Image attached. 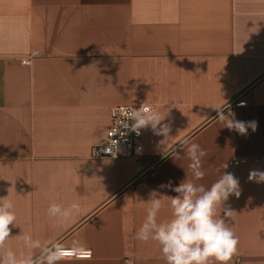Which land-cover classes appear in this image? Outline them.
<instances>
[{"label": "crops", "instance_id": "0c3cea01", "mask_svg": "<svg viewBox=\"0 0 264 264\" xmlns=\"http://www.w3.org/2000/svg\"><path fill=\"white\" fill-rule=\"evenodd\" d=\"M236 96L246 104L226 109ZM121 104L166 115L168 138L148 126L136 158L90 157ZM220 111L256 130H229ZM185 138L208 153L198 183L222 171L239 181L225 202L239 237L230 264H264V183L248 179L264 171V0H0V197L15 202L18 224L8 246L25 231L92 250L61 264H166L135 234L151 190L177 195L162 186L186 177ZM73 201L81 212L64 226L47 216Z\"/></svg>", "mask_w": 264, "mask_h": 264}, {"label": "clouds", "instance_id": "9594fccd", "mask_svg": "<svg viewBox=\"0 0 264 264\" xmlns=\"http://www.w3.org/2000/svg\"><path fill=\"white\" fill-rule=\"evenodd\" d=\"M39 55V52H33ZM166 115L142 104L126 114L131 120L130 130L137 135L140 130L151 126L157 135L168 138L170 126L161 124ZM218 121L229 130H235L246 136L250 127L254 132L255 121H236L226 116L223 111L218 115ZM158 125H161L159 128ZM184 152L183 157L189 160L186 177L178 185L168 187L177 195L169 196L157 190L149 192L146 216L137 229L135 238L147 243L153 241L160 247L166 264H230L237 254L239 237L227 221H230L235 211L226 204L230 196H240L239 181L230 172L222 171L218 179L209 187L198 183L206 176L203 169V158L208 153L199 144L185 138L180 142ZM176 159L181 156L176 153ZM227 168L221 164L220 169ZM248 179L256 183H264V171L252 170ZM167 206L170 210L167 219H160L159 214ZM81 212L80 203L73 201L68 206L51 203L47 208V216L57 225L64 226ZM18 226L15 202L6 197H0V264H61L69 255L77 259L91 256V252L80 240L75 239L70 245L51 240L34 239L31 232L22 231L17 235L20 248L8 246L11 228Z\"/></svg>", "mask_w": 264, "mask_h": 264}, {"label": "built area", "instance_id": "2783aa9c", "mask_svg": "<svg viewBox=\"0 0 264 264\" xmlns=\"http://www.w3.org/2000/svg\"><path fill=\"white\" fill-rule=\"evenodd\" d=\"M33 52H30L25 58L21 60L23 64H29L34 58ZM246 99L243 97L236 96L227 102L225 105L226 109H230L235 106H244ZM142 105V104H141ZM141 105L137 104H121L113 105L110 109V124L106 130L104 138L96 145H94L90 152L92 158H136L142 151V136L144 129L140 130V134L137 135L135 132L130 130L131 120L127 121L129 127L124 126L126 121V114L133 110L138 109ZM148 105V104H147ZM153 109L151 105H148ZM245 157L235 158L234 164L245 162ZM91 254L92 250L87 248ZM74 256L69 255L66 259H74ZM87 258V257H85ZM127 264H131L128 260Z\"/></svg>", "mask_w": 264, "mask_h": 264}]
</instances>
